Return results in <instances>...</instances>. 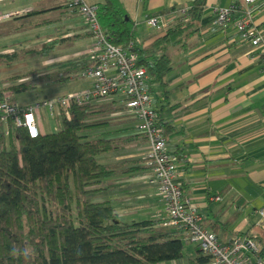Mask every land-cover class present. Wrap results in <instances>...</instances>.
<instances>
[{
  "label": "crops",
  "instance_id": "crops-1",
  "mask_svg": "<svg viewBox=\"0 0 264 264\" xmlns=\"http://www.w3.org/2000/svg\"><path fill=\"white\" fill-rule=\"evenodd\" d=\"M85 1L95 5L104 2ZM117 1L134 24L132 45L144 48L163 34L146 24L147 15L161 10L188 9L193 0ZM230 2L244 3V0L204 1L198 19L165 45L170 58L167 83L163 87L152 83L149 90L157 119L167 121L164 133L167 148L180 154L182 197L193 204L204 225L214 231L219 241L243 233L264 244V218L257 212L264 207V68L258 48L252 49L241 42L232 23L219 26L213 22L214 8ZM247 5L255 25L264 31V0H252ZM12 11L18 13L10 16L22 20L10 32L0 31V55H11V50L36 47L54 39L71 43V48L42 56V63L58 59L56 64H47L51 69L87 55L92 43L89 35L67 38L85 30L81 16L68 8L65 0L27 10H0V14ZM29 16L32 17L23 19ZM8 17L0 18V23ZM179 23L173 22L168 27ZM149 53L157 52L149 50ZM73 75L77 73L69 78ZM0 76V79L5 77ZM24 92L8 90L3 94H8L18 105L30 104L28 100L16 99ZM110 100L121 103L117 95L95 99L101 103ZM46 113L49 116L47 110ZM91 121L103 122L95 127L94 135L120 140L117 149L96 156L108 166L110 173L90 185L101 188L94 191L92 198L109 199L120 220L165 217L156 185L150 182L149 169L142 163L147 144L136 128V119L124 108ZM0 129H8V124L0 121ZM163 222L164 218L158 225L173 227ZM182 252L179 259L157 264H205L193 262L201 253L193 243L182 239Z\"/></svg>",
  "mask_w": 264,
  "mask_h": 264
},
{
  "label": "trees",
  "instance_id": "trees-1",
  "mask_svg": "<svg viewBox=\"0 0 264 264\" xmlns=\"http://www.w3.org/2000/svg\"><path fill=\"white\" fill-rule=\"evenodd\" d=\"M204 1L193 0L184 21L167 27L144 48L132 45L134 24L117 0L96 5V17L111 44L123 50L131 44L136 63L148 75L147 86L155 83L163 87L170 70L165 45L198 19ZM85 35L89 32L67 38ZM56 41L43 42L37 52H46ZM95 62L86 55L59 63L50 73L34 76L31 71L30 77L1 86L0 100L7 89L23 92L33 90L42 80L65 81ZM95 99L70 102L69 118L60 115L58 129L51 132L29 136L23 126L9 123L7 134L0 129V264H157L183 255L182 230L158 225L161 219L166 221L165 213L163 218L124 221L116 217L109 199L92 198L101 188L90 185L110 173L96 156L117 149L120 140L94 135L95 127L103 122L91 120L125 108L117 100L101 103ZM166 123L157 119L163 135ZM140 136L145 137L143 133ZM168 150L179 161V152ZM206 261L207 256L201 253L193 258L195 263Z\"/></svg>",
  "mask_w": 264,
  "mask_h": 264
},
{
  "label": "built area",
  "instance_id": "built-area-1",
  "mask_svg": "<svg viewBox=\"0 0 264 264\" xmlns=\"http://www.w3.org/2000/svg\"><path fill=\"white\" fill-rule=\"evenodd\" d=\"M142 1V0H138ZM244 3L230 2L214 8L213 22L219 26L232 23L239 40L250 48H258V57L264 68V31L255 25L252 10ZM65 5L82 18L84 30L89 32L92 43L86 53L96 62L77 73L88 77V86L66 93L47 97L33 104L18 105L3 94L0 100V121L11 126H23L29 136L39 133L33 109L45 106L50 117L60 115L69 118L68 104L82 103L93 98L117 95L125 110L136 119V128L145 135L146 150L143 165L149 169L150 182L156 185V194L163 203V211L169 225L182 230L181 238L193 243L207 256L205 264H264V245L245 234H235L228 241L221 242L216 234L203 223L201 214L193 204L181 195L180 170L176 155L169 152L166 139L157 125L156 107L146 84L147 73L136 63L137 54L111 44L104 36L96 17V5L85 0H65ZM186 8L171 10L149 16L145 22L150 28L164 32L169 24L186 19ZM18 11L5 12L0 18ZM4 130V134H7ZM264 218V207L257 210Z\"/></svg>",
  "mask_w": 264,
  "mask_h": 264
},
{
  "label": "rangeland",
  "instance_id": "rangeland-1",
  "mask_svg": "<svg viewBox=\"0 0 264 264\" xmlns=\"http://www.w3.org/2000/svg\"><path fill=\"white\" fill-rule=\"evenodd\" d=\"M59 0H3L0 1V10H27L34 7H45L46 5H52L54 2ZM14 16V15H13ZM24 17L23 19L31 18ZM34 18V17H33ZM22 19H14V17L9 16L6 18L3 24L0 25V31L2 33H8L14 29L18 22ZM18 27V26H17ZM49 29H52L50 26ZM20 33V32H19ZM55 34H58V30H55ZM7 38L3 39L5 41ZM41 44L36 47H27L26 49L18 48L9 51L11 55H0V75H5V77L0 79V83L4 82L2 86H8L9 84L19 82L24 80L32 74L36 76L38 74L50 73L55 69L49 68L47 65L49 62L58 61V59H49L47 63H42V56L49 53L51 55L59 54L62 51H68L71 48V43L69 42H55L54 46L47 50L46 52L40 54L37 50L41 49ZM51 69V70H49ZM48 70V71H47ZM29 74V76H28ZM18 77L16 79H11V77ZM1 77V76H0ZM90 79L87 77L72 76L65 81L50 83L47 80H42L38 85L35 86V91L24 92L20 96H17L18 101L28 100L30 104L36 101H42L49 96L58 95L66 93L75 89H80L84 86H88ZM8 91V89L6 90ZM8 95V94H7ZM9 96V95H8ZM37 99V100H35ZM33 112L37 119V125L39 132H51L58 129V120L56 118H50L43 106H37L33 109ZM162 202V201H161ZM163 204V203H162ZM72 207V205H71ZM164 212V211H163ZM71 215H73V210L71 209Z\"/></svg>",
  "mask_w": 264,
  "mask_h": 264
}]
</instances>
